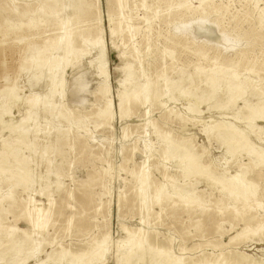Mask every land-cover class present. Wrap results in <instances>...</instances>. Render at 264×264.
<instances>
[{
    "label": "rangeland",
    "instance_id": "1",
    "mask_svg": "<svg viewBox=\"0 0 264 264\" xmlns=\"http://www.w3.org/2000/svg\"><path fill=\"white\" fill-rule=\"evenodd\" d=\"M63 34L74 43L77 59L66 55L51 93L44 62L34 60L47 41L58 43ZM98 39L106 52L110 119L98 116L106 108L92 45ZM29 61L32 65L20 70ZM217 68L247 86V95L235 105L218 107L226 101L224 86L207 100L211 91L203 70ZM122 69L134 72L138 91L143 82L154 84L160 102L146 109L129 99L122 106L129 117L121 118L115 105ZM8 88L17 101L5 95ZM198 95L203 101L197 116L187 109ZM258 100L264 101V0H0V112L9 111L2 117L7 126L31 117L22 153L5 155L1 167L0 240L13 234L23 239L24 232L33 236L37 207L42 219L45 215L36 236L40 261L52 251L79 253L89 243L95 249L108 235L107 251L94 264H120L126 251L120 254L117 246L144 235L147 256L154 249L160 257L166 251L185 261L222 264L238 252L264 264V165L227 155L211 132L214 123H232L263 150L264 136L251 134L250 127L262 132L264 123L233 118ZM3 126L0 146L7 137L13 141ZM186 153L230 175L249 164L255 195L232 202L218 190L228 187L226 181L212 186L203 178L183 179ZM17 156L27 157L34 172L30 187L10 181ZM142 175L148 177L150 198L165 190L148 211L137 198ZM184 185L195 186L199 202L189 205L170 196Z\"/></svg>",
    "mask_w": 264,
    "mask_h": 264
},
{
    "label": "bare ground",
    "instance_id": "2",
    "mask_svg": "<svg viewBox=\"0 0 264 264\" xmlns=\"http://www.w3.org/2000/svg\"><path fill=\"white\" fill-rule=\"evenodd\" d=\"M92 45L94 47L93 50H95V56L97 57L98 60L97 71H96L97 77L103 83L99 87V92L106 100V108L103 111H101L98 114V116L107 117L108 119H110L112 116L111 115L112 101L109 97V93H110L109 83H108L109 76H108V71L106 69L107 63L105 56L106 53L105 47L101 39L96 40L94 43H92ZM44 55L48 56V58L45 61L43 60ZM66 55L72 56V59H77V52L74 47V43L69 39V37H67L64 34L61 37V39L58 41V43H55L53 41H47L42 49L37 50V56L35 57L34 62L35 63H37L38 61L44 62V66L46 67V70H48L49 72L48 75L50 76V79L52 81V86L50 89L51 93L55 91L56 85L54 83V80L56 78L58 69L61 66V62L66 57ZM31 65H32V61H29L28 64L21 66L20 70L24 69V67L28 68ZM122 70L124 71L123 73H125V75L124 77L122 76L123 78L121 77L122 79L120 81L118 80L121 88L116 98L117 104L115 105V108L117 107L120 110L121 118L129 117L127 111H124L122 109L123 104L129 101V99H133L135 103L139 104L142 107H145L146 109L150 108V106L154 105L155 103L160 102L158 98V90L157 88H155L154 84H150L149 82H146V84H144L145 82H143L142 85H139V91H138L134 83L135 80L134 72H130L129 71L130 69L129 70L122 69ZM203 73L205 74V84L208 85L211 91V94L210 96L207 97V100H211L212 98H214L215 95L219 93L220 89L223 88V86L227 88L225 90V96H226L225 104L219 105L218 107H224V106L227 107V106L235 105V103L238 100L244 99L245 96L247 95V86L244 83L239 82L237 80L236 75H233L231 77H226L227 74H225V70L221 68L210 70L208 71V73H205L203 70ZM141 77L142 79H147V74L144 71H142ZM129 85H131L130 87L134 86L133 87L134 90L132 92H130L128 89ZM85 87H86L85 85L79 84V89L81 91L85 90ZM12 91L13 88H8L5 90L4 93L5 95L8 94V96L12 95V97H14V99L17 101L18 96L16 95L15 91L14 93ZM202 97L203 95H198L196 98H194L193 101L194 103L193 104L191 103L192 105L190 106V109H187L192 115L198 116L199 114H201V111L199 110V105L203 101ZM5 115H9L8 110H5L4 112H0V125H4L3 129H7L9 131L10 133L9 137H11L13 141L12 143H9L8 137L7 139L5 138L2 139L1 141L0 172H2L1 167L7 163L5 160L6 159L5 155H8V153H10L14 157V152L15 154L18 151L20 152V149L22 148L21 145L23 144L22 142L29 133V130L26 128L25 125L30 123L31 121V117H28L27 119H23L22 121H20V123L22 122V124L19 126L18 125L16 127L12 125L7 126L6 124H4L2 119V117ZM233 118L245 124L246 123L253 124L255 121L264 123V101L258 100L254 105H247L243 113L239 111L233 116ZM230 124L226 125V123L223 124V122L216 124L214 123V126H212L211 128V132L214 131V137L220 142L221 145H223L224 147L226 146L225 153L227 155L232 156V158L235 159L238 157L239 158L245 157L248 159L250 164L253 163L255 166L264 165V149L260 150L257 147H254V145L250 142V139L247 136L242 134L240 130L234 128L235 127L234 124H233L234 127ZM5 125L7 126V128H5ZM250 130H251V134H256V135L262 134L264 136V131L262 132L258 131V129H255L253 126L250 127ZM122 132H123V136L126 137L127 134L125 128L123 129ZM202 132L208 133V131L205 130V127H203ZM162 140L164 139L162 138ZM148 146L144 145V148ZM25 147L27 148L26 145ZM22 151L20 153H22ZM26 158L22 159V158H18V156L14 158L15 162L13 161V165H12L13 174L11 176L10 181L11 183L20 186L22 185L24 187L27 186L30 187L31 185L30 183L34 182V175H33L34 172H32L31 169L29 168V161ZM200 158H201L200 155L194 156L193 154H189V153L185 154L184 159L186 163L180 167L181 169L180 173L183 179L203 178L205 182L208 183L213 182L212 186H215L218 183L226 181L228 187L222 186L218 190L221 193L226 191L232 202L238 201L244 203L249 198L255 195V187L248 180L249 167H251L249 164L246 165L240 164L239 167L235 169L236 171H234V174L230 175L228 174L227 171H219L216 169H211V164H204L202 161H200ZM234 162L236 161L234 160ZM36 166L38 167L40 165L37 164ZM216 174L218 175V177H215ZM42 178H44L43 180H46L47 177H42ZM4 179L3 177L0 178V183ZM148 185H149V181L147 175H142L137 180V198L139 200L141 209L144 211H148L152 206L157 205L160 202L162 195L165 194V190L163 188H159L156 190L155 196L150 198L149 197L150 195H148L147 193ZM188 186L185 185L181 186L178 192L171 194L170 196H174L179 200H181L182 202H185L189 205L199 202L200 200L198 199L197 195H195V186L194 185H188ZM35 210H36L35 212H37L38 214H37V219L32 220L31 223L33 229L35 230L33 236H29L24 232L23 239L21 238L18 239L14 237L13 234L4 237L5 241L0 240V264H25L27 261L31 259L35 261L34 264H70V263L94 264L97 261H99L103 257L104 253L107 251L108 247L104 246V243L107 242L108 235L102 237V239L100 240L101 242L97 243L96 245L97 248L95 249H93L94 244L89 243L87 244V249H88L87 251L83 250L80 251L79 253H68L66 251H62L60 255H56L55 251H52L50 255H48L46 260L43 261L38 260L41 251L39 250L40 243L38 242L36 236L38 235V231H40L44 226L45 215H43V219H42V216L41 217L39 216L40 209L36 207ZM124 231L126 232L128 237L131 236V232L128 229L124 228ZM143 241H144V235H141L136 239L131 238V240H128L127 241L128 245L126 246L118 245L117 252L124 250L123 252L125 253L126 251V255L120 264H213V262H209V261L202 262L199 259L190 260V261L177 259L172 257V255L166 251H165V255H163V257H160L161 255L157 254L154 249H151V253L149 254V256H147L145 254V249L142 247ZM234 253L235 255L233 258H231L230 260L223 259L221 261L222 264H254L256 262V260H253L248 257H244L240 255L238 252H234ZM257 262L256 264H258Z\"/></svg>",
    "mask_w": 264,
    "mask_h": 264
}]
</instances>
